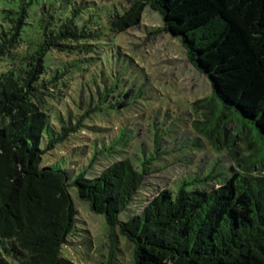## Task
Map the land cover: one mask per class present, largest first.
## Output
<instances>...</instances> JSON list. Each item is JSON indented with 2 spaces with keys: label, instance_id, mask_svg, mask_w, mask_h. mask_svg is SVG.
Returning a JSON list of instances; mask_svg holds the SVG:
<instances>
[{
  "label": "trees",
  "instance_id": "trees-1",
  "mask_svg": "<svg viewBox=\"0 0 264 264\" xmlns=\"http://www.w3.org/2000/svg\"><path fill=\"white\" fill-rule=\"evenodd\" d=\"M118 1L123 12L108 15L103 28L85 11L97 8L96 0H9L1 9L0 64L7 69L0 74V264H76L63 252L77 230L75 192L105 216L114 240L116 232L128 239L135 264H264V0ZM148 6L211 82V96L189 104L203 139L186 140L200 150L206 140L217 153L227 150L233 165L218 158L130 216L173 125L164 136L155 133L151 154L120 159L135 142L126 125L101 144L93 164L104 154L114 161L95 176L71 171L54 152L88 118L66 109L74 86L103 117L128 107L124 96L112 100L100 89L90 98L84 83L106 55L103 33L139 28ZM235 122L240 129L231 133ZM239 139L247 143L243 154ZM46 155L63 159L65 168L44 164Z\"/></svg>",
  "mask_w": 264,
  "mask_h": 264
},
{
  "label": "rangeland",
  "instance_id": "rangeland-1",
  "mask_svg": "<svg viewBox=\"0 0 264 264\" xmlns=\"http://www.w3.org/2000/svg\"><path fill=\"white\" fill-rule=\"evenodd\" d=\"M8 1L0 0V21L1 9ZM50 1L60 6L64 0ZM96 1L97 8L93 4L85 11H94L98 26L102 28L107 26L108 15L123 12L118 0ZM36 9L37 6L31 11L33 18L36 17ZM34 22L37 24V21ZM162 28V17L148 6L143 12L139 28L118 36L110 35V31L103 33L106 55L87 76L84 83L86 93L93 98L99 89L101 93L112 92V100L124 96L128 107L103 117L102 112H95L96 102L89 106L88 100L81 98L79 86H74L69 92L66 109L74 117L84 115L88 118L84 121V127L74 133L59 151L54 152L55 155H64L71 171L89 169L90 175L95 176L114 161L104 154L93 164L94 157L101 150V144L109 145L117 139L126 125H129L126 131L130 134V139L135 142L130 148H125L122 155L117 156L120 159L130 156L140 158L143 153L151 154L154 148L152 137L155 133L161 129L166 134L167 128L173 125L168 141L163 143L162 156L153 163L151 175L146 178L143 189L130 206V216L142 212L162 191L175 190L189 176L200 171L206 172L218 158L225 162L222 165H233L227 150L217 153L207 140L204 141L205 147L202 150L189 143L195 139L201 141L203 137L194 125L196 118L191 115L189 104L211 96L212 86L207 76L188 61L181 42L162 31ZM6 69L5 63L1 62L0 74ZM142 91L149 93L139 98ZM238 127V122L229 125L230 132L236 133ZM248 132L246 129L245 133ZM186 138L193 140L188 142ZM227 142L225 140L226 144L224 143L226 149L229 140ZM237 144L243 154L247 143L239 139ZM45 146L43 141L42 147ZM185 146L187 148L184 150ZM251 151L260 152L261 149L253 147ZM63 161L50 158L49 155L43 159L44 164L56 169L65 168ZM72 195L78 211L77 230L64 246V255L76 264H135L134 248L128 244V239L116 232L117 240H114L105 216L92 212L89 204L81 201L76 192ZM126 217V213L121 215L124 221Z\"/></svg>",
  "mask_w": 264,
  "mask_h": 264
}]
</instances>
